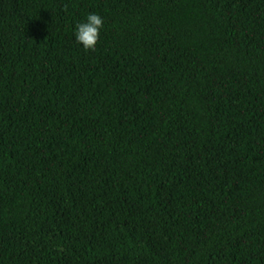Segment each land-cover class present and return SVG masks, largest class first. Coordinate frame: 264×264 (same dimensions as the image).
Wrapping results in <instances>:
<instances>
[{
  "label": "trees",
  "instance_id": "trees-1",
  "mask_svg": "<svg viewBox=\"0 0 264 264\" xmlns=\"http://www.w3.org/2000/svg\"><path fill=\"white\" fill-rule=\"evenodd\" d=\"M0 264H264V0H0Z\"/></svg>",
  "mask_w": 264,
  "mask_h": 264
},
{
  "label": "clouds",
  "instance_id": "clouds-1",
  "mask_svg": "<svg viewBox=\"0 0 264 264\" xmlns=\"http://www.w3.org/2000/svg\"><path fill=\"white\" fill-rule=\"evenodd\" d=\"M105 25L104 17L97 12H89L75 24L74 39L85 51L95 50Z\"/></svg>",
  "mask_w": 264,
  "mask_h": 264
}]
</instances>
